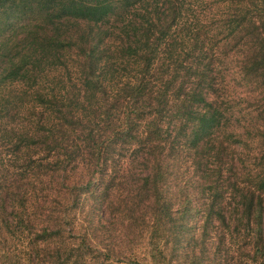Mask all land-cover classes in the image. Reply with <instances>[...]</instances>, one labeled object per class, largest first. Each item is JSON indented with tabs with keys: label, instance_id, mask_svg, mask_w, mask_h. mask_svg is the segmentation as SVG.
<instances>
[{
	"label": "trees",
	"instance_id": "16d2710c",
	"mask_svg": "<svg viewBox=\"0 0 264 264\" xmlns=\"http://www.w3.org/2000/svg\"><path fill=\"white\" fill-rule=\"evenodd\" d=\"M0 264H264V0H0Z\"/></svg>",
	"mask_w": 264,
	"mask_h": 264
},
{
	"label": "rangeland",
	"instance_id": "374dc122",
	"mask_svg": "<svg viewBox=\"0 0 264 264\" xmlns=\"http://www.w3.org/2000/svg\"><path fill=\"white\" fill-rule=\"evenodd\" d=\"M99 215H100V217H102V219L103 220H107V219H109V217H108V212H107V210H105L102 206H101V208H100V213H99ZM82 219H83V217H82ZM110 220V219H109ZM81 221V220H80ZM103 223V222H102ZM100 234H98V236H99Z\"/></svg>",
	"mask_w": 264,
	"mask_h": 264
}]
</instances>
